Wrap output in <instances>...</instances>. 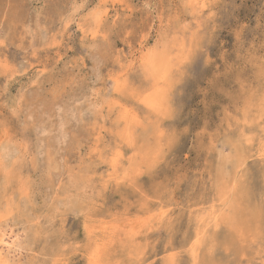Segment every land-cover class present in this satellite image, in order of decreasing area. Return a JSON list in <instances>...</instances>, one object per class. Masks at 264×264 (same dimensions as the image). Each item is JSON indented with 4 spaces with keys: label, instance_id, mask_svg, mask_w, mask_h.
<instances>
[{
    "label": "rangeland",
    "instance_id": "1",
    "mask_svg": "<svg viewBox=\"0 0 264 264\" xmlns=\"http://www.w3.org/2000/svg\"><path fill=\"white\" fill-rule=\"evenodd\" d=\"M0 226L8 264H264V0H0Z\"/></svg>",
    "mask_w": 264,
    "mask_h": 264
},
{
    "label": "bare ground",
    "instance_id": "2",
    "mask_svg": "<svg viewBox=\"0 0 264 264\" xmlns=\"http://www.w3.org/2000/svg\"><path fill=\"white\" fill-rule=\"evenodd\" d=\"M164 68V67H163ZM126 176V175H125ZM21 213V212H20ZM3 217V216H2ZM13 224V223H12ZM7 225V224H6ZM2 226V225H1ZM1 226H0V228H1ZM8 226V225H7ZM6 226V228H8ZM4 228H5V226H4ZM3 228V229H4ZM10 228H12V227H10ZM10 228H8V229H10ZM7 230H2V229H0V261L2 262V264H8V258H9V253L7 252V250H5L4 248H1V247H3V245H4V243H5V245L7 244V240L6 239H9V238H7L6 236L8 235L7 234V232H6ZM22 231V230H21ZM10 234V233H9ZM22 234V233H21ZM10 242H11V240H10ZM12 244V243H11ZM10 244V245H11ZM28 244V243H27ZM9 245V244H8ZM7 245V246H8ZM9 245V246H10ZM7 246H5L6 247V249H7ZM15 249V248H14ZM19 249V248H18ZM21 249V248H20ZM11 250V249H10ZM13 250V249H12Z\"/></svg>",
    "mask_w": 264,
    "mask_h": 264
}]
</instances>
